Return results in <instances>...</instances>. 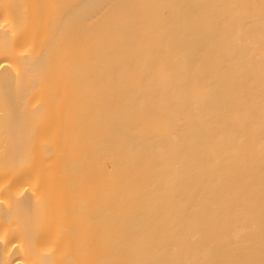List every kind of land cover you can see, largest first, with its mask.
Masks as SVG:
<instances>
[{
	"label": "bare ground",
	"instance_id": "obj_1",
	"mask_svg": "<svg viewBox=\"0 0 264 264\" xmlns=\"http://www.w3.org/2000/svg\"><path fill=\"white\" fill-rule=\"evenodd\" d=\"M165 1L0 0V264H264L259 3Z\"/></svg>",
	"mask_w": 264,
	"mask_h": 264
},
{
	"label": "rangeland",
	"instance_id": "obj_2",
	"mask_svg": "<svg viewBox=\"0 0 264 264\" xmlns=\"http://www.w3.org/2000/svg\"><path fill=\"white\" fill-rule=\"evenodd\" d=\"M191 1H192V0H190V3H192ZM195 1H196V0H194L195 6H194V3H193V7H189L190 9H193L194 7L197 8V9H199V6H200L201 3L198 2L199 0L197 1L199 4H197V2H195ZM216 1H217L216 5H215V4H212V3H215ZM216 1H215V0H212V1H211L212 3H209V0H207L208 4H207V2L205 1L206 3L204 4V7H205V9H206V8H207L206 5L208 6V5L210 4L211 6L209 5L210 7L207 8V10H209V9L212 8L213 5H214V8L211 9L212 11H213V10L218 11L217 9H219L220 11H218V12H220L221 15H222L223 17H226V18L229 17L228 20L226 19L225 24H226V22H228L227 25L229 24L230 26H231V25H232V26L230 27V26H227V25H226L225 28H226V29H227V27H228V28H231L232 31L228 29V30H229V33H228V31L226 32V30H225L224 28H222V32H221V33H224V32H225V33H228V34H225V33H224L225 35H223L222 37L219 36V38H220V37H221V38H224V41L226 40V42H230V41H231L230 38H229V37H231L230 34H234V33H235V34H238V32H236V31H238V29L240 30V28H237V27H239L240 25L237 26V25L235 24V23H237V22H235V21H237V19L234 21V22H235V23H234V22H233V19H232V16H233V15H232V16L230 15V14L233 13V11H234L232 8H234V7L236 6L237 3H235L234 0H233V2L235 3V4H234L235 6H234V5L232 4V0H230L231 3H228V4H227L228 1L226 2V0H225V2H226V4H227L226 6L229 7L228 11H226L227 9H225V6H224V5H225V4H224L225 2L222 3L223 0H219V2H218V0H216ZM237 1H238V0H236V2H237ZM245 1H246V0H239L240 3H239V5L236 6V7H237V10H238V12H239V10H241V9H238V8H240V7L242 8V6H243V4H244L245 7L243 6L244 8H242L241 11H243V13L247 12L245 15H243V14L241 13V11H240V13H241L242 15L238 13V14H239V15H238L239 19H238V20H241V18H240L241 16L243 17L242 19H243L244 22L241 20L243 23H246V22L249 21L250 19H252V20L255 19V20H256V21L254 20L255 22L253 21V23H251L252 21H250V24H252V25H250V29H251V30H250V29H249V30H250V32L252 31V33H253V31H255V33H257V34L255 35V33H254V35H253V34L251 33V34L249 35V37L251 38L252 36H254V37L256 36L255 38H254V37L251 38V39L254 38V40H255V39L258 37V32H260V33H259V37L262 36V38L260 37V39H259V37H258V40L260 41V43H262V42H263V43H262V44H257V45H258V46L260 45V46H259L260 49H261V50L263 49V51H264V48L262 47L263 44H264V41H263V39H264V37H263L264 32H263V31H264V30H262V29H264V26H263L264 23L262 24V23L259 22V24H258V23H257L258 20H257V18H256L257 16H259V15H263V14H264V12H262L263 9H264V2H263L264 0H258L257 2H256V0H250V1L248 2V3L251 4V5H252V4L255 5L256 3H257V4L259 3L258 5H255L256 7L253 6V7L255 8V11H252V10H254V8L251 7L250 5H249V7H251L252 10H251L249 7H247L246 5H248V3L245 2ZM247 1H248V0H247ZM254 1H255V2H254ZM259 1H261V2H259ZM165 2H168V0H166ZM172 2H175V3L173 4V7L175 6V7H177V8H179V7L181 8V9H180V12H179L180 18H182V16H183V15H186V13H187V17H189V16L192 15V17H191V18L193 19L192 24H194V23L196 24V22H197L196 19H197V18H196L195 13H197V9H196L195 13H193V14L190 13L192 10L188 9L189 0H188V1H186V0H184V1H181V0H176V1H175V0H174V1H173V0H172ZM177 2H178V3H177ZM179 2H180V3H179ZM182 2H185V3L182 4ZM251 2H252V3H251ZM253 2H254V3H253ZM186 3H187V4H186ZM218 3H219V4H218ZM241 3H242V4H241ZM246 3H247V4H246ZM260 3H261V4L263 3L262 7H261V4H260ZM180 4L183 5V7H182V6H179V7H178V5H180ZM184 4H185V7H184ZM220 4H221V5L224 4V5H223L224 7H223V6H219ZM240 4H241V6H240ZM176 5H177V6H176ZM186 5H187V6H186ZM196 5H197V6H196ZM230 5H232V7H231ZM259 5H260V6H259ZM190 6H191V5H190ZM216 6H217V8H215ZM233 6H234V7H233ZM175 7H174V8H175ZM186 7H187V10H186ZM236 7H235V8H236ZM259 7H260L261 9H259ZM195 8H194V10H195ZM222 8L224 9L225 12H227L228 15L225 14V13H223L224 11H223ZM235 8H234V9H235ZM246 8H247V9L249 8V10H251V13H252V12H256L255 15L258 14V13H260V14L256 15V17H255L254 13H252L254 16H253L252 14L248 13L249 10H247ZM183 9H184V11H186V13H184V14L181 15L180 13L183 12V11H181V10H183ZM230 9H232V10L230 11ZM245 9H246L247 11H245ZM256 9H257V10L259 9L260 12H257ZM188 10H190V12H187ZM194 10H193V11H194ZM221 10H222V11H221ZM259 10H258V11H259ZM229 12H230V13H229ZM188 13L191 14V15L188 16ZM235 13H236V12H234V14H235ZM177 14H178V13H176V15H177ZM236 14H237V13H236ZM236 14H235V15H236ZM248 14H250L249 16L252 17V18L246 17V15H248ZM176 15H175V16H176ZM193 15H195V16H193ZM229 15H230V16H229ZM244 16H245L247 19H245ZM177 17H178V15H177ZM183 17H184V16H183ZM234 17L237 18V15L234 16ZM234 17H233V18H234ZM262 17H264V15H263ZM180 18H179V19H180ZM248 18H249V20H248ZM259 18H260V17H259ZM231 19H232V22H231ZM244 19H245V20H244ZM197 20H198V21H201L202 19L198 16V19H197ZM229 20H230L231 24H230ZM263 20H264V19H263ZM263 20H262V21H263ZM195 21H196V22H195ZM241 21L239 22L240 24H242ZM233 23H234V24H233ZM239 23H237V24H239ZM247 23H249V22H247ZM256 23L258 24V26H257ZM195 24H194V25H195ZM199 24H200V22H197V24H196L194 27L199 26ZM221 24H222V23H220V24H218V25H220V26L224 25V26H225L224 23H223L222 25H221ZM253 24H255L257 27H255V26L252 27ZM260 24H261V26H260ZM235 25H236L237 27H235ZM243 25H244V24H243ZM192 26H193V25H191V27H192ZM224 26H223V27H224ZM233 26L236 28V31H235V28H232ZM241 26H242V25H241ZM245 26H246V25H245ZM245 26H244V27H245ZM259 26H260V27H259ZM247 27L249 28V25H248ZM247 27H245V28H247ZM258 27H259V29L261 28L260 31L256 29V28H258ZM262 27H263V28H262ZM242 28H243V27H242ZM245 28H243L245 31H244L243 29H241V31L246 32V29H245ZM248 28H247V31H248ZM223 29L225 30L224 32H223ZM255 29H256L258 32H257ZM233 30H234V31H233ZM261 31H262V33H261ZM230 32H231V33H230ZM233 32H234V33H233ZM241 33H242V32H241ZM241 33H240V34H241ZM246 33L248 34V32H246ZM260 34H261V35H260ZM241 35H242V34H241ZM241 35H240V36H241ZM243 35H244V33H243ZM224 36H225V37H224ZM228 36H229V37H228ZM227 37H228V38H227ZM232 37L234 38L233 35H232ZM238 37H239V36H237V38L235 37L234 39H235V40H236V39L238 40V39H240V38H241V39H242V38L244 39V37H246V35H245L244 37H239V38H238ZM247 37H248V35H247ZM247 37L245 38L244 41H246ZM249 37H248V40H249V41H247V42H249V43H250V42H251V43L253 42V43H254V41H251V39H250ZM219 38H217V39L215 38V39L218 40ZM233 38H232V39H233ZM227 39H228V40H227ZM261 39H262V40H261ZM221 40H222V39H221ZM221 40H218V41L220 42V45H219L218 48L220 49V47H221V49H220L221 54H222V53L224 54V55H222V56H225L226 58H228V57L230 56V54L228 53V54H229V56H228L227 52L225 51V48H227V47H224V45H225V46H228V45H226V44L223 45L224 42L221 41ZM229 40H230V41H229ZM237 40H236V41H237ZM258 40H256V42H257ZM242 41H243V40H242ZM259 41H258L257 43H259ZM222 42H223V43H222ZM226 42H225V43H226ZM232 42H235V41L233 40ZM239 42H241V41H239ZM256 42H255V43H256ZM249 43H248V44H249ZM251 43H250V44H251ZM221 44H222V46H223L224 48L221 46ZM246 44H247V43H246ZM230 45H232V44H230ZM234 45H235V44H234ZM234 45H232L233 48H234ZM254 45H255V44H254ZM254 45H251L252 48H253ZM261 45H262V46H261ZM235 46H237V49H236V50H238V48L240 47V46L238 47L237 44H236ZM244 46H246V45H244ZM248 46H249V45H248ZM248 46H247V47H248ZM255 46H256V45H255ZM258 46L256 47L257 49H259ZM232 47H231V48H232ZM247 47H246V49H248L250 46H249L248 48H247ZM261 47H262V48H261ZM222 48H223L224 50H223ZM235 48H236V47H235ZM235 48H234V49H235ZM242 48L245 49V47H242ZM256 48H255V49H256ZM250 49H251V48H250ZM250 49H249V50H250ZM253 49H254V48H253ZM255 49H254V52L252 53V55H254V56H253V57H254V60H252L253 65H256V63L258 64V62H259V63H262V60H264V58H263V57H264V56H263L264 54H263V55L260 54V55L263 56V57H261V56L258 54V57L260 56V57L263 58V59L258 58V57L256 56V57L258 58V61H257L256 63H254V62L257 60L256 57H255V54H256L257 50L255 51ZM217 50H218V49H217ZM218 51H219V50H218ZM218 51H217V52H218ZM238 51H240V48H239ZM238 51H236L235 54L233 53V55H235V57H236V55L238 54V53H237ZM244 51H245V50H244ZM251 51H253V50L251 49ZM251 51H250V52H251ZM258 52H259V51H258ZM213 53H216V52L213 51ZM213 53H208V56H210L209 54H213ZM225 53L227 54V56H226ZM236 53H237V54H236ZM240 53L242 54L243 52H240ZM240 53H239L238 55H240ZM244 53H245V52H244ZM254 53H255V54H254ZM259 53H262V52H259ZM217 54H218V53H216L214 56H216ZM221 54H220V57H221ZM246 54L248 55V54H249V51H246ZM238 55H237V56H238ZM249 55H250V54H249ZM249 55H248V57H249ZM256 55H257V54H256ZM174 56H175V55H174ZM205 56H206V53H205ZM212 56H213V55H212ZM218 56H219V55H218ZM241 56H242V55H240V57H241ZM244 56H245V55H244ZM221 58H222V57H221ZM226 58H225V59H226ZM237 58H239V56H238ZM241 58H243V57H241ZM241 58L239 59L240 61L242 60ZM245 58H246V56L244 57V60H245ZM250 58L253 59L251 56H250ZM246 59H247V58H246ZM259 59H260L261 61H259ZM237 60H238V59H237ZM239 60H238V63H239ZM223 61H224V60H223ZM246 61L248 62V65L252 64V63H250L248 60H246ZM246 61H244V62H246ZM245 64H246V63H245ZM246 66H247V65H246ZM256 71H258V70H256ZM256 71H255V72H256ZM263 71H264V70H263ZM261 72H262V71H261Z\"/></svg>",
	"mask_w": 264,
	"mask_h": 264
}]
</instances>
